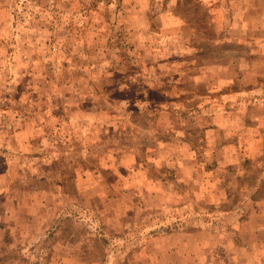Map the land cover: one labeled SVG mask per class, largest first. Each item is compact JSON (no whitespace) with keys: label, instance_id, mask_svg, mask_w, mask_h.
I'll use <instances>...</instances> for the list:
<instances>
[{"label":"rangeland","instance_id":"1","mask_svg":"<svg viewBox=\"0 0 264 264\" xmlns=\"http://www.w3.org/2000/svg\"><path fill=\"white\" fill-rule=\"evenodd\" d=\"M261 42L264 0H0V264H264Z\"/></svg>","mask_w":264,"mask_h":264},{"label":"crops","instance_id":"2","mask_svg":"<svg viewBox=\"0 0 264 264\" xmlns=\"http://www.w3.org/2000/svg\"><path fill=\"white\" fill-rule=\"evenodd\" d=\"M246 39V38H245ZM230 41V40H229ZM245 41V40H244ZM261 43H264V42H261ZM261 45V44H260ZM260 50L264 51V47L263 45L259 48ZM264 54V53H263ZM264 120V118H260V122H262ZM264 227V226H263ZM233 264H242L241 262L238 261V258L237 260H233L232 262Z\"/></svg>","mask_w":264,"mask_h":264},{"label":"trees","instance_id":"3","mask_svg":"<svg viewBox=\"0 0 264 264\" xmlns=\"http://www.w3.org/2000/svg\"><path fill=\"white\" fill-rule=\"evenodd\" d=\"M131 69H132V68H129V71H130ZM129 71H128V72H129Z\"/></svg>","mask_w":264,"mask_h":264}]
</instances>
